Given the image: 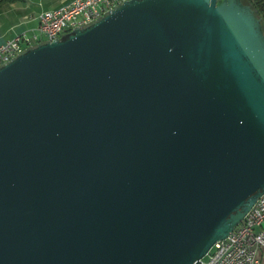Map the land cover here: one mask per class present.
Here are the masks:
<instances>
[{"label":"water","instance_id":"obj_1","mask_svg":"<svg viewBox=\"0 0 264 264\" xmlns=\"http://www.w3.org/2000/svg\"><path fill=\"white\" fill-rule=\"evenodd\" d=\"M263 192L242 0H124L0 65V264H199Z\"/></svg>","mask_w":264,"mask_h":264},{"label":"built area","instance_id":"obj_2","mask_svg":"<svg viewBox=\"0 0 264 264\" xmlns=\"http://www.w3.org/2000/svg\"><path fill=\"white\" fill-rule=\"evenodd\" d=\"M122 1L70 0L49 11H40L33 33H18L0 43V65L39 42L56 39L74 27L97 20ZM263 221L264 192L227 236L211 245L199 264H264L258 257V250L264 247V229L255 230Z\"/></svg>","mask_w":264,"mask_h":264},{"label":"crops","instance_id":"obj_3","mask_svg":"<svg viewBox=\"0 0 264 264\" xmlns=\"http://www.w3.org/2000/svg\"><path fill=\"white\" fill-rule=\"evenodd\" d=\"M59 0H17L0 4V43L15 34H31L37 25L36 16L44 9H54ZM60 3V2H59ZM48 4V5H47ZM264 229V221L255 230ZM260 262H264V247L258 250Z\"/></svg>","mask_w":264,"mask_h":264},{"label":"trees","instance_id":"obj_4","mask_svg":"<svg viewBox=\"0 0 264 264\" xmlns=\"http://www.w3.org/2000/svg\"><path fill=\"white\" fill-rule=\"evenodd\" d=\"M17 0H0V4L14 2ZM243 3L249 4L255 14L261 17V28L264 33V0H242Z\"/></svg>","mask_w":264,"mask_h":264},{"label":"rangeland","instance_id":"obj_5","mask_svg":"<svg viewBox=\"0 0 264 264\" xmlns=\"http://www.w3.org/2000/svg\"><path fill=\"white\" fill-rule=\"evenodd\" d=\"M66 1H67V0H59V1H58V5H59V4H62V3H65ZM59 2H60V3H59ZM68 2H69V1H68ZM68 2H67V3H68ZM65 4H66V3H65ZM47 5H48V4H47ZM49 10H51V9H44L43 11H49ZM262 263H264V262H262Z\"/></svg>","mask_w":264,"mask_h":264}]
</instances>
